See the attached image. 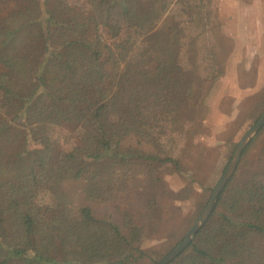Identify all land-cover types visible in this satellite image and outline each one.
<instances>
[{"label": "trees", "instance_id": "obj_1", "mask_svg": "<svg viewBox=\"0 0 264 264\" xmlns=\"http://www.w3.org/2000/svg\"><path fill=\"white\" fill-rule=\"evenodd\" d=\"M211 4L0 0V264H159L185 240L213 192L164 252L143 248L196 193L164 175L185 170L204 89L224 75ZM61 128L77 133L69 149ZM263 139L171 264H264V146L244 171Z\"/></svg>", "mask_w": 264, "mask_h": 264}, {"label": "rangeland", "instance_id": "obj_2", "mask_svg": "<svg viewBox=\"0 0 264 264\" xmlns=\"http://www.w3.org/2000/svg\"><path fill=\"white\" fill-rule=\"evenodd\" d=\"M78 1L83 3L85 0ZM209 9L213 18L211 40L218 52L222 50L220 43L230 50L222 53L224 75L204 89L202 115L193 134L195 139L191 137L190 143L185 141L184 145H189L188 149L186 147L188 152L181 148V156L177 155L185 170L182 173L168 170L164 175L168 187L175 192L196 181L193 184L196 193L188 200L175 201L173 205L180 208L175 215L177 220L170 219L168 211L171 207L165 209L169 220L157 237L144 241L146 250L164 252L169 246L165 243V230L185 224V219L196 212L197 198L208 197L214 192L238 145L256 125V116L262 112L259 106L264 105V0H212ZM58 134L65 149L74 144L77 136L76 131L69 128L59 129ZM263 146L264 139L252 147L250 164L244 171H253L260 164Z\"/></svg>", "mask_w": 264, "mask_h": 264}, {"label": "water", "instance_id": "obj_3", "mask_svg": "<svg viewBox=\"0 0 264 264\" xmlns=\"http://www.w3.org/2000/svg\"><path fill=\"white\" fill-rule=\"evenodd\" d=\"M263 127H264V115L259 120V122L247 132L245 137L238 145V148L235 152V156L231 164L229 165L224 175L222 176L221 180L219 181L218 185L216 186L208 206L206 207L205 211L203 212L197 223L188 232L185 240L159 264H171L192 244L195 236L200 231V229L205 225L207 220L210 218L212 212L214 211L220 194L222 193L227 183L235 174L242 160L245 149L250 144V142L255 138V136L262 130Z\"/></svg>", "mask_w": 264, "mask_h": 264}]
</instances>
